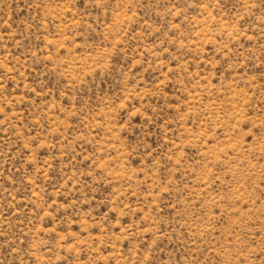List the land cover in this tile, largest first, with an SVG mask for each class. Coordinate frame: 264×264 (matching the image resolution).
<instances>
[{"label":"rangeland","instance_id":"obj_1","mask_svg":"<svg viewBox=\"0 0 264 264\" xmlns=\"http://www.w3.org/2000/svg\"><path fill=\"white\" fill-rule=\"evenodd\" d=\"M0 264H264V0H0Z\"/></svg>","mask_w":264,"mask_h":264}]
</instances>
